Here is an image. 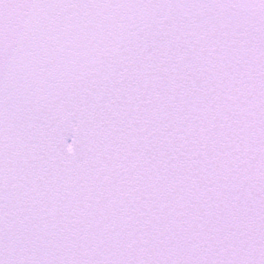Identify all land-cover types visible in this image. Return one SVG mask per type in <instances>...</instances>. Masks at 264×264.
<instances>
[{
	"label": "snow or ice",
	"instance_id": "1",
	"mask_svg": "<svg viewBox=\"0 0 264 264\" xmlns=\"http://www.w3.org/2000/svg\"><path fill=\"white\" fill-rule=\"evenodd\" d=\"M0 264H264V0H0Z\"/></svg>",
	"mask_w": 264,
	"mask_h": 264
}]
</instances>
